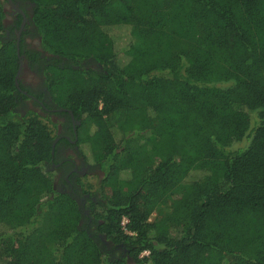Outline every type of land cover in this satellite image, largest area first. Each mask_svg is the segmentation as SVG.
<instances>
[{
  "label": "trees",
  "instance_id": "obj_1",
  "mask_svg": "<svg viewBox=\"0 0 264 264\" xmlns=\"http://www.w3.org/2000/svg\"><path fill=\"white\" fill-rule=\"evenodd\" d=\"M33 1L19 54L0 3V264H264V0ZM22 60L103 173L88 216L55 186L57 124L22 111Z\"/></svg>",
  "mask_w": 264,
  "mask_h": 264
},
{
  "label": "flooded vegetation",
  "instance_id": "obj_2",
  "mask_svg": "<svg viewBox=\"0 0 264 264\" xmlns=\"http://www.w3.org/2000/svg\"><path fill=\"white\" fill-rule=\"evenodd\" d=\"M35 7L33 0H6L4 11L8 36L13 34L16 36L17 41H20V43L24 41V44L27 37L35 36L36 28L32 21ZM7 21L10 23L9 26L6 25ZM26 62L31 68L28 61ZM22 64H24V60H22ZM34 70L38 78V66H35ZM38 80L39 82L33 83L31 86L32 94L28 97L35 107L40 108L44 116L49 115L53 122L57 124L56 134L58 137L56 142L58 145L54 162L58 161L59 163H54V167H62V169L59 171L55 186L56 188L58 185L61 186V189H58L59 191L69 193L77 198L84 216H88L89 212L86 209V204L91 197L88 194H83L79 183L90 174L95 176L96 169H99V172L101 170L97 165L93 166L90 160L79 151L77 142L82 131L81 122L77 121L73 114L70 113V116H68L63 110L52 106L41 76Z\"/></svg>",
  "mask_w": 264,
  "mask_h": 264
},
{
  "label": "rangeland",
  "instance_id": "obj_3",
  "mask_svg": "<svg viewBox=\"0 0 264 264\" xmlns=\"http://www.w3.org/2000/svg\"><path fill=\"white\" fill-rule=\"evenodd\" d=\"M0 3H2L4 6H5V3H6V0H0ZM184 19V18H182ZM6 25L9 26L10 23H8V21L6 22ZM196 32V30H194ZM194 31H190L189 33L183 35L184 37H186V42L189 44L190 43V36L191 34L194 33ZM25 45L27 47V49H40L39 48V41L37 39H35V36L33 37H27L25 39ZM122 61H118L117 65L118 67H122L123 64ZM93 68H96V69H101L99 66L97 65H93ZM36 73H35V70L34 69H31L27 62L24 61V64H23V69H22V75H21V81L23 82V84L28 87V88H31V86L33 85V83H36V82H39V76L38 78L36 77ZM233 83L232 82H220L219 83V86L221 88H227V87H230L232 86ZM23 107H22V111L25 113L26 111H29V110H35L37 112H39L42 116L43 115V112H41L40 108L38 107H35L32 102L30 100H26L24 103H23ZM259 117V114L258 113H252V118L253 120H257ZM110 122L112 124H119L120 122V119H119V116H112L110 118ZM88 125H86L84 128H87ZM57 133V131H56ZM250 144V140L248 138L244 139L243 141L235 144L232 149L233 150H238V149H245L249 146ZM95 166V165H93ZM103 177V173L102 172H99V169H96V173H95V176H93L92 174H90L89 176L86 177V179L84 181L86 182H90L92 184H94V188L92 189V191L95 190V186L100 182V180L102 179ZM57 189H61V186H57ZM170 205V204H169ZM154 219V217L152 218ZM48 221H50L49 218H47ZM49 222L47 223L46 222V227L48 228ZM101 237V236H100ZM101 241L105 244V247H108L109 249H113L112 248V244L107 242V240L105 239V237H101ZM117 253V251H116ZM118 253H120V251L118 250ZM151 264V263H150Z\"/></svg>",
  "mask_w": 264,
  "mask_h": 264
},
{
  "label": "water",
  "instance_id": "obj_4",
  "mask_svg": "<svg viewBox=\"0 0 264 264\" xmlns=\"http://www.w3.org/2000/svg\"><path fill=\"white\" fill-rule=\"evenodd\" d=\"M20 53V41H18V54ZM22 68H23V64L22 61L20 62V68L16 77V85L19 87V81L21 79V75H22ZM72 114V113H71Z\"/></svg>",
  "mask_w": 264,
  "mask_h": 264
},
{
  "label": "built area",
  "instance_id": "obj_5",
  "mask_svg": "<svg viewBox=\"0 0 264 264\" xmlns=\"http://www.w3.org/2000/svg\"><path fill=\"white\" fill-rule=\"evenodd\" d=\"M128 223V220L125 218L122 222V225L123 227L126 226V224ZM150 256V252L149 251H144L142 254H141V258H145V257H149Z\"/></svg>",
  "mask_w": 264,
  "mask_h": 264
}]
</instances>
